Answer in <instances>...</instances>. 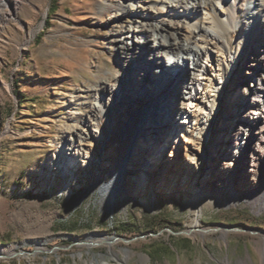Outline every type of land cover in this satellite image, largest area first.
<instances>
[{"label":"rangeland","instance_id":"374dc122","mask_svg":"<svg viewBox=\"0 0 264 264\" xmlns=\"http://www.w3.org/2000/svg\"><path fill=\"white\" fill-rule=\"evenodd\" d=\"M119 2L0 4V250L6 251L0 264H94L95 259L104 264H264V206L246 199L250 181L264 175V157L253 172L246 162L236 168L235 190H224L220 198L214 192L219 176L207 182L213 201L203 206L200 227L194 231L195 212L187 201L193 196L177 189L170 200L158 189L138 193L137 185L127 184L131 201L113 212L102 210L98 186L114 179L120 168L125 175L140 171L127 170L132 136L108 134L113 110L110 120L102 117L100 125L108 139L113 135V144L120 143L116 164L89 160L86 167L71 169L72 175L62 169L61 139L95 117L90 107L97 99L96 85L122 70L117 54L123 44L111 40L122 30L114 23ZM252 2L264 10V0ZM230 35L231 50L240 58L244 30ZM246 60H241V70ZM160 80L148 82L158 90ZM142 92L147 93L144 87ZM241 98L238 94L235 105ZM227 110L223 122L231 117ZM94 236L111 244L94 245ZM39 238L48 239L44 250L32 241Z\"/></svg>","mask_w":264,"mask_h":264},{"label":"bare ground","instance_id":"6f19581e","mask_svg":"<svg viewBox=\"0 0 264 264\" xmlns=\"http://www.w3.org/2000/svg\"><path fill=\"white\" fill-rule=\"evenodd\" d=\"M8 1L0 0L3 8H9ZM118 4L114 23L122 30L111 40L123 44L117 54L122 70L96 85L97 99L90 107L95 117L61 139L62 169L72 175L71 169L86 167L89 160L115 165L121 148L120 143L113 144L112 136L121 131L130 134L127 170L140 171L125 175L120 168L114 179L98 186L102 210L113 212L120 203L126 206L131 201L127 184L137 185L138 193L158 189L170 200L177 189L193 196L187 200L195 212L191 231L198 230L203 206L213 201L207 182L219 176L214 192L220 198L224 190H235V169L242 163L250 165V172L262 166L264 10L252 0H120ZM238 29L244 30L240 58L231 50L230 39ZM229 70L230 77L221 81ZM153 77L161 78L158 90L152 81L149 85ZM238 94L241 102L235 105ZM77 99L72 97L71 105ZM111 110L108 134L113 135L108 139L100 120H110ZM224 110L231 114L228 122L222 120ZM71 185L67 184L68 195ZM250 187L246 199L264 206V175L252 179ZM234 201H239L237 194ZM142 204L149 207L148 201ZM90 240L94 245L111 244L102 236ZM32 241L44 250L48 239Z\"/></svg>","mask_w":264,"mask_h":264},{"label":"trees","instance_id":"16d2710c","mask_svg":"<svg viewBox=\"0 0 264 264\" xmlns=\"http://www.w3.org/2000/svg\"><path fill=\"white\" fill-rule=\"evenodd\" d=\"M130 229H121L122 232L129 231Z\"/></svg>","mask_w":264,"mask_h":264},{"label":"water","instance_id":"95a60500","mask_svg":"<svg viewBox=\"0 0 264 264\" xmlns=\"http://www.w3.org/2000/svg\"><path fill=\"white\" fill-rule=\"evenodd\" d=\"M182 234V233H181ZM121 239H123V240H125L123 237H120ZM126 242H130V240L128 241V240H125Z\"/></svg>","mask_w":264,"mask_h":264}]
</instances>
